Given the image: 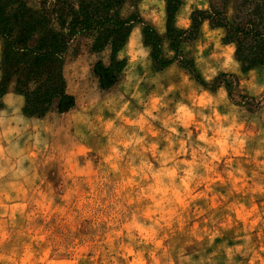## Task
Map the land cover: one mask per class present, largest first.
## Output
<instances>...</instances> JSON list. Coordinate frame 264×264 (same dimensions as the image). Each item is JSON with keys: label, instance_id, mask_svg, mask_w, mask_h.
Instances as JSON below:
<instances>
[{"label": "clouds", "instance_id": "9594fccd", "mask_svg": "<svg viewBox=\"0 0 264 264\" xmlns=\"http://www.w3.org/2000/svg\"><path fill=\"white\" fill-rule=\"evenodd\" d=\"M208 4L121 0L115 79L90 67L70 123L0 91V264H264V65Z\"/></svg>", "mask_w": 264, "mask_h": 264}, {"label": "trees", "instance_id": "16d2710c", "mask_svg": "<svg viewBox=\"0 0 264 264\" xmlns=\"http://www.w3.org/2000/svg\"><path fill=\"white\" fill-rule=\"evenodd\" d=\"M228 4L229 0H209L213 14L204 11L198 15L208 16L212 26L227 30L226 41L237 42V56L248 66L264 65V0H235L231 16ZM120 5L121 0H79L77 11L73 0H38V8L31 7L29 0H0V70L4 73L0 91L7 90L13 79L21 92L29 81H35L38 86L28 94V111L50 112L55 107L60 113L68 112L76 98L68 92L64 75L67 49L77 36L84 35L92 38L91 50L101 52L112 37L114 55L128 32L118 17ZM110 8H116L117 13L110 15ZM172 10L170 5L169 12ZM130 18L137 17L133 14ZM198 25L199 20H195L193 32ZM145 35L154 46L159 44L160 38L150 29H145ZM169 38L174 48L180 43L171 27ZM165 64L158 62L159 67ZM118 69L115 62L112 69H105L98 60L93 72L100 76L101 87H108L115 79L113 71Z\"/></svg>", "mask_w": 264, "mask_h": 264}, {"label": "rangeland", "instance_id": "374dc122", "mask_svg": "<svg viewBox=\"0 0 264 264\" xmlns=\"http://www.w3.org/2000/svg\"><path fill=\"white\" fill-rule=\"evenodd\" d=\"M228 15L234 12V1L229 0ZM29 5L33 8H38V0H29ZM209 6V4H208ZM92 38L84 35L77 36L70 44L65 55L64 75L67 81V90L76 98V104L81 102L83 96L87 94V87L91 85L94 76L87 73L98 60L104 59L107 56L105 52H93L91 50ZM3 50V39L0 37V59ZM87 73L86 79H81V75ZM14 80V79H13ZM15 81V80H14ZM250 107L252 102H249ZM53 118L59 117L61 123H70L69 112L60 113L54 107L50 112Z\"/></svg>", "mask_w": 264, "mask_h": 264}, {"label": "crops", "instance_id": "0c3cea01", "mask_svg": "<svg viewBox=\"0 0 264 264\" xmlns=\"http://www.w3.org/2000/svg\"><path fill=\"white\" fill-rule=\"evenodd\" d=\"M229 6H230V1H229V4H228V8H229ZM228 10V9H227Z\"/></svg>", "mask_w": 264, "mask_h": 264}]
</instances>
